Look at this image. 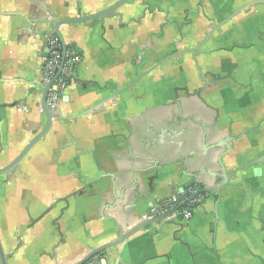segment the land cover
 Segmentation results:
<instances>
[{
	"label": "crops",
	"instance_id": "0c3cea01",
	"mask_svg": "<svg viewBox=\"0 0 264 264\" xmlns=\"http://www.w3.org/2000/svg\"><path fill=\"white\" fill-rule=\"evenodd\" d=\"M117 1L0 0V168L45 126L39 100L54 21ZM187 1L208 0H127L110 16L59 27L80 61L56 108L64 120L54 117L32 147L43 144L48 157L31 149L22 171L0 174L6 264H75L151 219L152 207L188 185L203 197L189 221L168 216L94 259L220 264L224 246L233 256L264 257V139L255 131L242 135L264 109L239 107L242 91L229 83L203 86L225 57L208 55L211 45L200 46L196 61L190 53L176 55L195 47L207 29L200 11L184 15ZM185 17L192 19L189 32L179 27ZM188 33L190 41L180 40ZM40 160L54 198L35 204L34 181L39 176L40 186L46 173L36 166ZM222 171L234 174L231 185L219 195L203 192L219 184ZM17 174L21 180L12 181Z\"/></svg>",
	"mask_w": 264,
	"mask_h": 264
},
{
	"label": "flooded vegetation",
	"instance_id": "af4514ba",
	"mask_svg": "<svg viewBox=\"0 0 264 264\" xmlns=\"http://www.w3.org/2000/svg\"><path fill=\"white\" fill-rule=\"evenodd\" d=\"M215 1H218V3ZM235 1L236 0H208L205 4L202 3V1H194L188 5L189 7H184V15H187L189 12L194 14L200 11L202 15L207 18L208 26L204 33V37L196 42L195 47L177 51L176 55L190 53L194 55L193 59L195 60L196 55L201 53L200 46L203 44L211 45L208 55H215L217 49L218 53L225 55L223 58V65L218 68L219 72L222 71V74L217 72L214 75L212 72L208 71L205 75L206 79L203 80V86L211 88L222 82L226 84L229 83L231 87L234 86L235 89L242 91L240 97L241 104L239 107L245 108L246 110L257 111L262 108L264 109V0H249L239 7L234 5L236 3ZM170 2L171 0H166V4ZM247 5L248 7L246 9L241 10ZM205 11H207L206 16ZM191 26L192 19L185 17L179 27L185 28L187 32H189ZM180 37V40L185 41H190L192 39L190 33L186 35L181 34ZM197 46H199L198 50L196 49ZM198 70L200 71L199 68ZM224 86L227 87L226 85ZM198 94L197 92V95H195L198 96ZM198 98H200V96H198ZM252 131L256 132V139H264V115L260 118L258 123L249 127L242 135H247V133ZM251 139L254 138L251 137ZM31 149L34 150V155L38 156V154H44V158L48 157L47 154L50 151L45 148L43 144ZM27 154L14 168L1 175L9 174L16 169L19 172L22 171V167H26L25 165H27L26 162L25 164L22 163L26 159V156L29 155ZM36 166L37 168L43 167L41 170L46 171V173L41 175L42 184L40 186L45 188L44 191H40L39 189L36 191V188H40V186L37 185L39 176L36 177L34 181L36 184L33 183L35 189L33 192L35 193L33 194L34 202L35 204H39L42 200L45 201L54 198V195L46 189L52 183V176L49 177L47 173V163L40 160ZM63 179L64 177L61 179L62 182ZM14 180L20 181L21 177L18 176V174L15 175L14 178L12 176V181ZM52 187L51 185L48 188L52 189ZM59 200L65 201V195L61 196ZM54 202L55 200L51 201L50 206ZM43 217L41 215L36 216L33 218L32 222H35L36 219H38V221L35 223L40 222Z\"/></svg>",
	"mask_w": 264,
	"mask_h": 264
},
{
	"label": "water",
	"instance_id": "95a60500",
	"mask_svg": "<svg viewBox=\"0 0 264 264\" xmlns=\"http://www.w3.org/2000/svg\"><path fill=\"white\" fill-rule=\"evenodd\" d=\"M126 1L127 0H119L116 3H114L113 5L105 8V9H103L101 11H98L96 13L90 14V15H85V16H80V17H73V18H65V19L55 20L54 21V29H53V31H54V35L56 36V38L58 39V41H59V43L61 45L62 57H61L60 66H59L58 70L56 71V74L54 75V77L51 79V81L49 83H47L46 85L43 86L42 91H41V95H40L39 107H40V111L42 112V114L44 115L45 120H46L45 126L37 135H35L29 141V143L22 150V152L10 164H8L5 167L0 168V174L6 173V172L10 171L12 168H14L21 161V159L27 154V152L39 140H41L47 134V132L49 131V129H50L51 125H52V121H53L54 117H57L60 120H64V118L62 117V114H61L60 111H58V110H50L48 108V106H47L48 91H49L52 83L56 80V78L60 74V71L62 69V65H63L64 60H65L66 51H67V46L65 44V41H64L62 35L60 34L59 27L62 26V25H69V24H75V23L94 21V20H97V19H101L103 17L110 16V15L114 14L122 5H124L126 3ZM247 7H248V5L243 7V9H241V10H244ZM241 10H239V11H241ZM199 46L196 47L197 50H198ZM45 56H47V55L45 54ZM63 100L66 101L67 100L66 97H64ZM224 145H225L226 150L229 149V145L226 144V142H225ZM255 163H252V162L248 163L246 165V167H250V166L254 165ZM238 170H240V169H238ZM255 172L258 175L259 169H256ZM232 175H234V174H228L225 171H222V179L219 182V184L216 185V187H214V188H205V189H203V192H205V193H215V194L219 195V192H220V190L222 188L231 185L230 179H231ZM181 190H183V189H181ZM169 215L170 214L157 215V216L145 221L144 223H142L141 225H139L135 229L131 230L130 232H128V233H126L124 235H122V234L119 235L116 240L111 241L109 243H105L103 245H100L99 247H96L95 249L90 251L86 256H84L82 259H80L75 264H85L87 261H89L94 256L98 255L99 253H101V252H103V251H105V250H107L109 248H114V247L118 246L119 244L124 242L126 239L130 238L131 236H133L137 232L143 230L147 226H149V225H151L153 223H156V222H162L163 219L167 218ZM178 219L179 220H183V217H182L181 214L178 215ZM0 263L1 264H6L5 255L3 253L1 243H0Z\"/></svg>",
	"mask_w": 264,
	"mask_h": 264
},
{
	"label": "built area",
	"instance_id": "2783aa9c",
	"mask_svg": "<svg viewBox=\"0 0 264 264\" xmlns=\"http://www.w3.org/2000/svg\"><path fill=\"white\" fill-rule=\"evenodd\" d=\"M47 56L44 57L43 64V86L51 81L56 74L62 57L61 45L56 37L50 39L46 45ZM80 61L77 53L66 51V56L60 74L52 83L48 95L47 106L50 110L56 109L57 102L61 99L64 89L72 80L75 65ZM203 201L201 191L194 185H188L180 193L161 200L151 209V218L157 215H166L177 217L182 215V221H189L192 218L193 209ZM86 264H99L92 258Z\"/></svg>",
	"mask_w": 264,
	"mask_h": 264
},
{
	"label": "rangeland",
	"instance_id": "374dc122",
	"mask_svg": "<svg viewBox=\"0 0 264 264\" xmlns=\"http://www.w3.org/2000/svg\"><path fill=\"white\" fill-rule=\"evenodd\" d=\"M248 2L249 0H236L235 2V6H237V7H239V6H242L243 5V3L244 2ZM216 3H218V1H215ZM230 2H233V1H230ZM173 3V2H172ZM186 3H188V5H190V1H187ZM200 21V20H199ZM206 21H208L207 20V18H206ZM205 24H203L202 22H198V27H200V30L203 28L202 26H204ZM208 26V25H207ZM56 37V36H55ZM74 53H76V52H74ZM220 53H218L217 52V49H216V52H215V55H219ZM76 66L77 65H75V68H76ZM75 68H74V73H73V76H72V80H73V78H74V74H75ZM217 72H219V69H218V67H217ZM72 80L69 82V84L67 85V88H68V86L71 84V82H72ZM67 88H65L64 89V92L66 91V89ZM63 92V93H64ZM62 96H63V94H62ZM61 99H62V97H61ZM61 99L57 102V106H58V104L61 102ZM57 106H56V108H57ZM56 110V109H55ZM224 247H226L227 248V246H224ZM224 247H222V249L220 250V258H219V260H220V264H264V257H262V258H252V257H250L249 255H243L242 254V256L240 257V256H233V255H230V254H227L228 253V251H227V249L226 248H224ZM223 251V252H222ZM224 252H225V255H224ZM222 254V255H221ZM237 257V258H236ZM94 258L95 257H93L92 258V261H94ZM222 259H223V261H222ZM96 260V259H95ZM97 261V260H96ZM241 261V262H240ZM87 263V262H86ZM85 263V264H86ZM188 264H193V261L191 260V258L189 259V262H188Z\"/></svg>",
	"mask_w": 264,
	"mask_h": 264
}]
</instances>
